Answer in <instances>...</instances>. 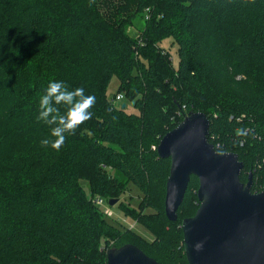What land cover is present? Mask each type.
Here are the masks:
<instances>
[{
  "label": "trees",
  "instance_id": "trees-1",
  "mask_svg": "<svg viewBox=\"0 0 264 264\" xmlns=\"http://www.w3.org/2000/svg\"><path fill=\"white\" fill-rule=\"evenodd\" d=\"M146 12L135 38L128 28ZM170 38L178 68L162 46ZM240 75L248 81L235 86L253 95L234 88ZM114 77L120 83L110 98ZM50 81L96 98L92 118L66 134L59 151L40 144L54 138L36 119ZM131 102L137 110L129 111ZM191 110L211 119L209 142L238 155L241 181L254 174L251 191L259 193L264 0H0V264H107L109 249L127 243L160 264H188L181 225L198 210L199 181L192 175L178 219L169 221L172 163L157 148ZM131 186L137 204L115 206L150 239L117 229L95 203L110 205Z\"/></svg>",
  "mask_w": 264,
  "mask_h": 264
},
{
  "label": "water",
  "instance_id": "water-1",
  "mask_svg": "<svg viewBox=\"0 0 264 264\" xmlns=\"http://www.w3.org/2000/svg\"><path fill=\"white\" fill-rule=\"evenodd\" d=\"M125 108L126 104H122ZM211 119L189 111L160 140L158 154L171 160L165 195L169 221L178 219L192 175L199 181V207L182 221L188 264H264V188L252 193L253 175L241 181L244 163L209 142ZM119 199L109 200L114 207ZM107 264H160L132 244L111 248Z\"/></svg>",
  "mask_w": 264,
  "mask_h": 264
},
{
  "label": "clouds",
  "instance_id": "clouds-1",
  "mask_svg": "<svg viewBox=\"0 0 264 264\" xmlns=\"http://www.w3.org/2000/svg\"><path fill=\"white\" fill-rule=\"evenodd\" d=\"M95 102V96L86 95L83 87L69 90L63 81H50L39 98L36 119L52 126L50 135L54 139H42L40 144L59 151L67 135H74L81 124L92 118L90 109ZM60 105L66 108L63 114L58 107Z\"/></svg>",
  "mask_w": 264,
  "mask_h": 264
},
{
  "label": "rangeland",
  "instance_id": "rangeland-1",
  "mask_svg": "<svg viewBox=\"0 0 264 264\" xmlns=\"http://www.w3.org/2000/svg\"><path fill=\"white\" fill-rule=\"evenodd\" d=\"M146 19L148 20L149 19V12H146L144 14H141V16L137 17L133 24L131 25V27L128 28L129 32L135 37V38H138L139 35L142 34V29L145 27L146 25ZM143 40V39H142ZM162 46L164 48H166L168 50V52H171V59L173 60V64L175 66V68H178L179 66V56H178V47L176 45L175 42H173V38H170V39H167V40H164L162 42ZM243 81L247 83V77H245V75H240V78H237L235 79L236 83H233L234 85V88L241 92L242 91V94H245V93H250L252 91H248L246 89H243V88H238L237 86L235 85H238L237 82L238 81ZM113 83H111L110 87H109V91H108V94L111 97H114L113 95L117 92V88L119 86V79L118 77H114L113 80H112ZM255 91H253L251 93V95H253ZM123 102L120 100V101H117L116 104H122ZM124 104V103H123ZM128 109L129 111L131 110H137L133 107V104L131 102V104L129 103L128 104ZM82 185L84 186L87 194L90 195V188H89V184L86 180L82 179L81 181ZM139 195H140V192L139 190L134 186H131V190L129 191V193H124L122 196H121V199L119 200V202H130L132 203L133 206H135L137 203V201H139ZM105 200V199H104ZM122 200V201H121ZM105 203L108 205V202L105 200ZM121 203L118 204L117 206H114L112 208L113 210V216L112 217H108V221L112 224H114V226L117 228V229H120V230H131L132 228V225H134L136 223V220L127 216L124 212L123 209H121ZM135 232H139V233H142V236L146 237V238H151L152 237V234L149 233L146 229H144L143 227H141L140 224H136V227L134 229Z\"/></svg>",
  "mask_w": 264,
  "mask_h": 264
},
{
  "label": "built area",
  "instance_id": "built-area-1",
  "mask_svg": "<svg viewBox=\"0 0 264 264\" xmlns=\"http://www.w3.org/2000/svg\"><path fill=\"white\" fill-rule=\"evenodd\" d=\"M116 96H117V97L115 98V101H116V102H117V101H120V100H122V99H124V97H125V96H123L122 93H117ZM241 120H242V119H241ZM244 142H245L244 140L241 141V146H243ZM95 203H96L97 205H99V207H102L103 212H104V215H105L107 218L113 216V210H112V208H111L110 205H107V204L105 203L104 198L96 197V199H95ZM135 227H136V223H135L134 225H132L131 228L134 229Z\"/></svg>",
  "mask_w": 264,
  "mask_h": 264
}]
</instances>
